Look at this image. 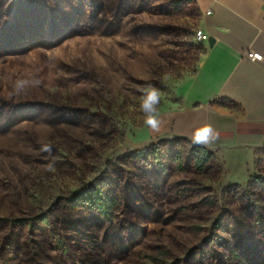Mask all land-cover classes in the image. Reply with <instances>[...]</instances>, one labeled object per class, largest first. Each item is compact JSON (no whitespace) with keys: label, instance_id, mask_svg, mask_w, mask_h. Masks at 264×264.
<instances>
[{"label":"rangeland","instance_id":"1","mask_svg":"<svg viewBox=\"0 0 264 264\" xmlns=\"http://www.w3.org/2000/svg\"><path fill=\"white\" fill-rule=\"evenodd\" d=\"M200 19L191 0H0V264H264V137L240 184L143 122L142 86L158 115L181 105ZM91 188L108 217L71 207Z\"/></svg>","mask_w":264,"mask_h":264},{"label":"crops","instance_id":"2","mask_svg":"<svg viewBox=\"0 0 264 264\" xmlns=\"http://www.w3.org/2000/svg\"><path fill=\"white\" fill-rule=\"evenodd\" d=\"M200 30L214 40L198 71L180 94L181 105L159 115L160 130L149 140L181 138L210 124L219 138L211 149L234 183H245L264 137V0H193ZM210 12V15L206 13ZM209 40V39H208ZM261 54L252 61L246 53ZM238 174V173H237Z\"/></svg>","mask_w":264,"mask_h":264},{"label":"trees","instance_id":"3","mask_svg":"<svg viewBox=\"0 0 264 264\" xmlns=\"http://www.w3.org/2000/svg\"><path fill=\"white\" fill-rule=\"evenodd\" d=\"M193 1V0H191ZM185 140L181 138L174 139V142ZM151 149V147H150ZM149 150H137L132 153L133 156L143 157ZM175 158L179 160L180 163L183 162L184 158V149L178 147L174 150ZM191 155L193 156L194 168L197 172L203 173L204 171L210 169L211 163L215 159L214 153L207 150L202 146H193L191 150ZM71 203V207H91L95 209L103 217H108L110 211L116 206L115 200L109 195L104 194L98 188H91L86 191L77 193L73 198L68 200ZM42 223L48 224V221L44 217H39ZM27 219H13L10 222L16 225H26Z\"/></svg>","mask_w":264,"mask_h":264},{"label":"clouds","instance_id":"4","mask_svg":"<svg viewBox=\"0 0 264 264\" xmlns=\"http://www.w3.org/2000/svg\"><path fill=\"white\" fill-rule=\"evenodd\" d=\"M40 81L38 79L32 80H18L15 85L16 91L23 92L26 86H38ZM141 93L140 108L144 115V124L153 132H158L161 126V120L158 115V105L160 104L159 90L152 85H145L139 89ZM219 138V132L210 124L202 125L195 129L189 136V140L194 146H202L211 149L212 145ZM53 145L46 143L41 145L40 151L45 153H52ZM54 164V161H53ZM53 165H50V167Z\"/></svg>","mask_w":264,"mask_h":264},{"label":"built area","instance_id":"5","mask_svg":"<svg viewBox=\"0 0 264 264\" xmlns=\"http://www.w3.org/2000/svg\"><path fill=\"white\" fill-rule=\"evenodd\" d=\"M207 15H210V12L206 13ZM196 40L199 42H207L208 41V36L205 35L201 30H198L196 32V36H195ZM246 57L252 61H261L262 60V56L259 53L256 52H252L249 51L246 53Z\"/></svg>","mask_w":264,"mask_h":264},{"label":"water","instance_id":"6","mask_svg":"<svg viewBox=\"0 0 264 264\" xmlns=\"http://www.w3.org/2000/svg\"><path fill=\"white\" fill-rule=\"evenodd\" d=\"M214 44V40L212 38H209L208 40V46L211 48Z\"/></svg>","mask_w":264,"mask_h":264}]
</instances>
